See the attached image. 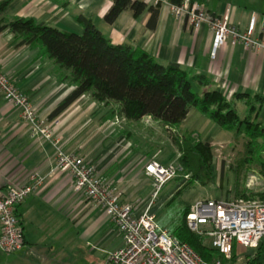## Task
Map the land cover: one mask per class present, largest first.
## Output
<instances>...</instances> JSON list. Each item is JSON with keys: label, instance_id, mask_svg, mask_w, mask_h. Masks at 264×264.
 <instances>
[{"label": "crops", "instance_id": "obj_1", "mask_svg": "<svg viewBox=\"0 0 264 264\" xmlns=\"http://www.w3.org/2000/svg\"><path fill=\"white\" fill-rule=\"evenodd\" d=\"M141 1L147 4V10L140 17L126 11L113 25L104 21L113 0H9L0 21L31 18L82 34L84 28L78 18L85 17L115 45L141 48L162 64H178L205 75L213 81L209 90H218L227 99L235 94L264 95V52L246 51L241 45L227 42L213 58L214 35L208 24L195 27L188 20H179L166 7L167 0H158L159 17L152 30L148 27L149 9L156 0ZM211 3L212 0L202 3L209 13L222 16L230 8L232 23L242 30L247 27L252 12L246 6ZM0 70L30 97L49 124L50 114L75 90L61 82L60 71L51 59L40 57L27 46L18 47L8 30L0 34ZM240 104L246 109L238 101L236 108ZM112 109L117 107L100 105L90 96H82L56 118L62 122L56 135L65 151L78 153L121 186L125 190L123 202L140 199L142 208L152 188L145 166L155 156L136 148L131 133L138 127L149 139L152 134L169 131L151 117L131 123L119 116L126 127L122 131L121 124L112 126ZM176 132L192 133L210 143L228 134L196 109L190 110ZM54 151L50 142H36L20 112L0 97V190L11 183L25 182L33 172L43 178L41 187L17 207L25 238V246L17 254L26 264H64L66 250L62 243L71 246V235L76 234L91 257L104 258L122 246L121 236L106 213L90 207L85 196L74 191L70 175L56 168Z\"/></svg>", "mask_w": 264, "mask_h": 264}, {"label": "trees", "instance_id": "obj_2", "mask_svg": "<svg viewBox=\"0 0 264 264\" xmlns=\"http://www.w3.org/2000/svg\"><path fill=\"white\" fill-rule=\"evenodd\" d=\"M167 1L181 5L185 0ZM8 4L9 0L0 2V15ZM158 6L149 9L148 27L152 30L159 17ZM146 10L147 4L141 0H113L104 21L113 25L126 11L138 18ZM78 20L84 28L82 34L60 30L31 18L0 21V34L8 30L14 34L18 47L27 46L36 50L40 57L51 59L60 71L61 82L75 88L50 114L49 121L85 95L97 104L116 106L110 118L118 115L134 123L151 117L169 131L171 143L177 149L178 163L183 168L177 178L187 179V185L205 187L214 178L211 143L192 133L176 132L190 110L196 109L233 139L246 138L232 165L233 200L264 201V191L253 192L242 183L248 169L254 166L259 167V174L264 177V95L235 94L232 99H227L218 90H209L213 81L205 75L178 64H162L141 48L115 45L90 19L79 17ZM237 101L246 107L244 116L237 111ZM189 211L190 205H186L180 224L172 227L169 233L190 245L203 260L219 259L218 250L207 243L208 238L188 229L186 216ZM242 256L248 264H264V244L256 250L235 247L232 262Z\"/></svg>", "mask_w": 264, "mask_h": 264}, {"label": "built area", "instance_id": "obj_3", "mask_svg": "<svg viewBox=\"0 0 264 264\" xmlns=\"http://www.w3.org/2000/svg\"><path fill=\"white\" fill-rule=\"evenodd\" d=\"M154 4H160V1H154ZM165 5L179 20H188L195 27L204 23L209 25L214 35L213 58L227 42L241 45L246 51L264 52V12H252L247 27L242 30L232 23L230 8L218 16L209 13L198 2L185 0L181 5H172L166 1ZM0 97L20 112L36 142L52 144L56 168L70 175L74 191L85 196L90 207L106 213L115 225L123 244L109 253L108 264H248L243 256L232 262L235 247L256 250L264 244V201L198 200L190 206L186 225L191 232L210 239L212 247L220 254L213 262L203 260L190 245L173 237L166 229H160L153 211L161 189L183 170L178 160L171 164L150 160L145 166V175L151 179L153 189L148 201L142 208L140 199L123 202L125 190L121 186L78 153L63 149L56 135L61 120L54 119L49 124L39 115L30 97L1 70ZM42 183L43 178L33 172L25 182L11 183L5 190H0V250L3 252L12 255L24 248V232L17 207Z\"/></svg>", "mask_w": 264, "mask_h": 264}, {"label": "rangeland", "instance_id": "obj_4", "mask_svg": "<svg viewBox=\"0 0 264 264\" xmlns=\"http://www.w3.org/2000/svg\"><path fill=\"white\" fill-rule=\"evenodd\" d=\"M204 1L205 0H200L199 2L202 4ZM219 2L235 5L237 7L246 6L250 12H264V0H212L211 5L219 4ZM244 110L246 109H244L241 104L237 108L241 116L245 115ZM112 119L115 120L112 126L121 124L123 127L122 131L123 129L126 131V127L123 124L124 122H122L123 120L120 119L118 115ZM119 129H121V127ZM134 130L135 133H131V141L136 148L149 152L152 156H155L153 159L165 162V164H171L178 160V152L172 146L169 134L165 133L163 135L161 132H159L158 135L152 134L149 140L139 131L140 129L138 127ZM140 133L142 135H140ZM160 135L161 139H158ZM163 137H165V139H163ZM245 141L246 138L242 136L238 140H235L229 133L226 138L212 140L211 145L213 147L214 157L212 169L214 178L213 182L207 186L203 187L195 184L187 185V179L182 180L176 178L168 182L161 189L153 209L157 218L156 222L160 229H166L168 232H171L172 227L180 224L184 207L186 205H192L198 200L207 198L235 199L232 193L235 180L232 172V165L237 153L243 149L242 145ZM157 142L158 144H156ZM156 146L158 149H155ZM246 174L247 176L242 181L245 188L253 192L264 191V177L260 176L258 166L251 167ZM178 191L179 194H177ZM152 192L153 189L151 188L146 196L150 197ZM172 192H174L173 195H171ZM209 242L211 243L210 239H208L207 243ZM62 244L65 245L66 250L64 264H108L107 257L109 254L104 258L101 256L97 257V259L91 257L85 245L82 243L80 244L78 241L76 234L71 235V246L66 242ZM0 264H26V261L21 258V255H10L0 250Z\"/></svg>", "mask_w": 264, "mask_h": 264}]
</instances>
